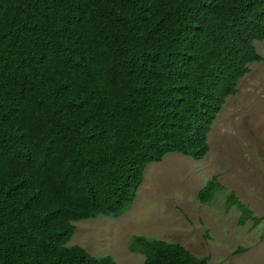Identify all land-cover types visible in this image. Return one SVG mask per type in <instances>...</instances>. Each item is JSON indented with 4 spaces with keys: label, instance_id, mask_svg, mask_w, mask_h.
Listing matches in <instances>:
<instances>
[{
    "label": "trees",
    "instance_id": "16d2710c",
    "mask_svg": "<svg viewBox=\"0 0 264 264\" xmlns=\"http://www.w3.org/2000/svg\"><path fill=\"white\" fill-rule=\"evenodd\" d=\"M262 40L264 0H0V264H119L66 245L73 222L121 215L167 153L204 158ZM232 206L261 222L228 191ZM128 248L215 264L142 234Z\"/></svg>",
    "mask_w": 264,
    "mask_h": 264
},
{
    "label": "rangeland",
    "instance_id": "374dc122",
    "mask_svg": "<svg viewBox=\"0 0 264 264\" xmlns=\"http://www.w3.org/2000/svg\"><path fill=\"white\" fill-rule=\"evenodd\" d=\"M254 44L264 57V40ZM248 67L211 125L204 158L173 152L147 164L130 207L117 217L73 222L66 245L110 255L119 264H144V255L128 248L131 236L142 234L181 243L210 263L264 264V61ZM212 177L224 189L202 203L197 192ZM228 191L262 218L258 225L252 227L251 220L239 225L235 206L225 211Z\"/></svg>",
    "mask_w": 264,
    "mask_h": 264
}]
</instances>
